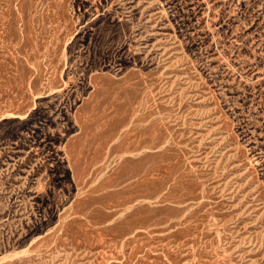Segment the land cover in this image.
<instances>
[{
  "label": "rangeland",
  "instance_id": "rangeland-1",
  "mask_svg": "<svg viewBox=\"0 0 264 264\" xmlns=\"http://www.w3.org/2000/svg\"><path fill=\"white\" fill-rule=\"evenodd\" d=\"M0 264H264V0H0Z\"/></svg>",
  "mask_w": 264,
  "mask_h": 264
}]
</instances>
